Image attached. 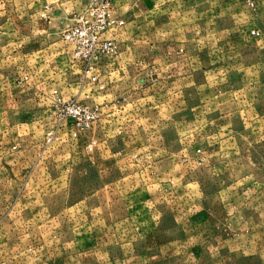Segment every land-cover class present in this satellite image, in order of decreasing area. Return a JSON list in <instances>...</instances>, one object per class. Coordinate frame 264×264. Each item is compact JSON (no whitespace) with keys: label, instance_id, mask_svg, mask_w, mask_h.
<instances>
[{"label":"rangeland","instance_id":"1","mask_svg":"<svg viewBox=\"0 0 264 264\" xmlns=\"http://www.w3.org/2000/svg\"><path fill=\"white\" fill-rule=\"evenodd\" d=\"M214 1L204 0L203 67L189 74L182 113L155 108L146 98L147 76L137 82L131 68L121 84L119 73L101 72L102 62L85 73L79 60L64 56L45 60L43 75L65 96L101 107L90 129L72 136L51 108L39 113L0 95V264L264 261V53L251 48L245 107L234 114L216 109L230 96L215 99ZM87 2L0 0V45L31 47L42 34L43 44L66 48L62 31ZM113 5L124 10L125 23L105 34L118 43L109 63L120 58L119 43L131 41L129 33L120 35L131 12L141 17L133 40L145 47L148 41V0Z\"/></svg>","mask_w":264,"mask_h":264},{"label":"crops","instance_id":"2","mask_svg":"<svg viewBox=\"0 0 264 264\" xmlns=\"http://www.w3.org/2000/svg\"><path fill=\"white\" fill-rule=\"evenodd\" d=\"M148 2L146 47L133 40L132 34L137 36L136 31L139 29L141 17L131 12L129 17L132 19L120 34L122 36L129 33L128 37L131 41L119 43L120 58L118 56L119 59L110 63L102 62L101 72L107 77L119 73L121 84L126 83L130 68L133 69L131 75H134L137 82L147 76L146 98L156 105L155 108H160L164 113H182L187 110L186 91L189 74L203 67L204 0H148ZM213 6L215 7L212 14V18L215 19V99L223 94L230 96L229 100L222 98L219 103L216 101L215 107L217 109L219 106L223 108L225 106L232 109L234 114L238 113L235 112L237 107H245L243 84L247 75H251V48L254 46L259 53L260 51L264 53V37L256 38L250 33L254 29L264 34V0H215ZM126 7H129V4ZM114 11L120 16L124 12L122 8L115 6ZM2 33L5 37L8 35L7 30H3ZM40 39L42 34L39 41L30 43L31 47L9 41L0 45V50H5L0 55L1 97L3 96L4 101H8L10 97L17 98L21 106L26 103L23 107H35L39 113L51 108L49 91L51 87L58 88L52 76L48 79L43 75L45 60L54 62L64 56L69 61H74L71 46L67 43V47L60 50L57 42L45 45ZM17 47L27 48L19 51ZM144 48L148 51L146 63H142L139 58ZM17 53L21 55L18 60L15 58ZM122 70L123 72H120ZM66 71L70 72L69 66ZM23 73L31 75V85L25 86L15 82L16 76ZM70 73L66 74L65 79L71 80ZM50 80L53 82H49ZM58 90L60 91L59 88ZM60 92L63 94L62 91ZM100 95L107 99L109 94L104 92ZM241 98L243 100H240ZM110 112L108 110L107 115ZM221 114H227V110L225 109ZM260 222L263 229L261 236L264 239V224L263 221ZM262 250L264 249H260L259 252ZM260 262L263 264L264 261L261 259Z\"/></svg>","mask_w":264,"mask_h":264},{"label":"built area","instance_id":"3","mask_svg":"<svg viewBox=\"0 0 264 264\" xmlns=\"http://www.w3.org/2000/svg\"><path fill=\"white\" fill-rule=\"evenodd\" d=\"M41 16L46 17L44 13ZM122 16L114 11L113 0H88L62 31V39L71 46L73 60H79L85 68V73L94 70V62L110 61L118 53V43L113 37H106V33L114 32L124 25ZM252 35H259V31L252 29ZM92 81L97 77L90 76ZM31 75L23 73L16 76L17 84L31 85ZM100 88L104 84L99 85ZM51 114L61 116L70 124L71 135L90 129L101 116V107L78 100L73 96L63 95L58 88L51 87ZM52 131L47 133L50 140ZM16 145L12 146L15 149ZM91 149V145H87Z\"/></svg>","mask_w":264,"mask_h":264}]
</instances>
